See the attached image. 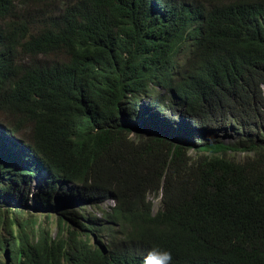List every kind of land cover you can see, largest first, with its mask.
Returning a JSON list of instances; mask_svg holds the SVG:
<instances>
[{"label":"trees","instance_id":"trees-1","mask_svg":"<svg viewBox=\"0 0 264 264\" xmlns=\"http://www.w3.org/2000/svg\"><path fill=\"white\" fill-rule=\"evenodd\" d=\"M1 15L0 264H264V0Z\"/></svg>","mask_w":264,"mask_h":264},{"label":"rangeland","instance_id":"rangeland-1","mask_svg":"<svg viewBox=\"0 0 264 264\" xmlns=\"http://www.w3.org/2000/svg\"><path fill=\"white\" fill-rule=\"evenodd\" d=\"M51 6H56L55 3L51 4ZM1 18H0V22H1ZM157 89L159 90L160 87H157ZM6 121H11L10 117H5ZM140 120L138 119L137 124H139ZM25 127L27 128L30 123L28 122H23ZM165 133H167L172 140L175 139V137L177 136V133L173 132V131H164ZM216 137L214 138L215 141H221V142H227V143H232L233 141L237 140V138H240V135L236 132V129L231 125L229 127H226L224 130L222 131H218L216 134H214ZM238 156H241L240 153H238ZM242 156H244V153L242 154ZM35 182H37V179H35ZM156 208L159 206L160 203V198H155L154 199ZM107 205H111L113 204L112 200H109L107 203ZM51 228H52V232L55 234L57 231V227L55 225V223L51 224Z\"/></svg>","mask_w":264,"mask_h":264},{"label":"clouds","instance_id":"clouds-1","mask_svg":"<svg viewBox=\"0 0 264 264\" xmlns=\"http://www.w3.org/2000/svg\"><path fill=\"white\" fill-rule=\"evenodd\" d=\"M17 10L19 16H21V14L25 11V7L19 5ZM0 18L2 19L0 25H3L5 22H9L11 20L10 17H4L3 15H1ZM190 56H187V60H189ZM185 57L186 56H183V61H185ZM45 175L46 174L42 172L40 174V177H45ZM40 177L37 179V184L40 183ZM143 264H173V256L172 253L168 250L152 249L145 256Z\"/></svg>","mask_w":264,"mask_h":264},{"label":"bare ground","instance_id":"bare-ground-1","mask_svg":"<svg viewBox=\"0 0 264 264\" xmlns=\"http://www.w3.org/2000/svg\"><path fill=\"white\" fill-rule=\"evenodd\" d=\"M153 124V123H150ZM143 127H147L146 125H143ZM156 129H159L160 131H174L176 130L175 125L172 121H168L166 124L156 125Z\"/></svg>","mask_w":264,"mask_h":264}]
</instances>
